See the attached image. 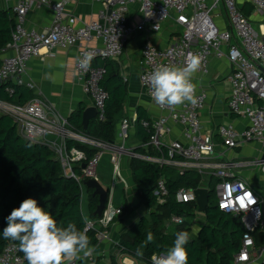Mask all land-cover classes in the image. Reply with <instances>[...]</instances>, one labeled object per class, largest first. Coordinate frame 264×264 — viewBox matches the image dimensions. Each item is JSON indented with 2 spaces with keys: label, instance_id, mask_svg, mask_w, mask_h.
Returning <instances> with one entry per match:
<instances>
[{
  "label": "built area",
  "instance_id": "obj_1",
  "mask_svg": "<svg viewBox=\"0 0 264 264\" xmlns=\"http://www.w3.org/2000/svg\"><path fill=\"white\" fill-rule=\"evenodd\" d=\"M93 1L102 6L98 19L78 28L69 17L68 8L72 0H18L11 9L14 31L11 43L4 51L0 88H5L9 95L15 93V87L34 89L33 85L24 82L23 77L35 57H39L42 51L52 55L58 50L80 47L76 74L84 85L85 94L93 100L92 107L98 111L96 120L103 122L109 94L101 86L105 71L92 66L94 60L118 61L126 45L139 33H158L171 23V41L167 47L160 48L146 41L141 51L140 83L147 96L152 100L149 76L158 65L183 66L191 55H196L201 58L197 73L208 76L211 58L226 60L231 67L228 76L231 86L229 107L247 121V126L240 131L231 123L224 124L218 128L217 135L228 150L255 142H260L264 148V0ZM247 3L253 6L252 13L258 17L257 20L242 10L241 7ZM135 7L138 9L136 14ZM41 8L53 13L52 26L44 31L29 30L28 15ZM135 15L140 16L138 24L133 23ZM88 54L92 59L84 66L82 61ZM195 95L196 104L185 103L176 107L160 106L152 100L161 116L151 122H142L143 127L154 130L150 142L145 144L136 142L128 145L135 134L137 118L122 119L115 142L108 143L75 130L69 120L47 109L36 98L25 105L0 100V113L13 120L25 140L43 143L54 151L64 174L75 179L84 189L86 181L97 180V169L105 152L112 153L115 173L126 188L128 183L120 169L124 157L176 168L181 172H196L202 177L204 172H212L211 177L216 184L213 189H207L215 196L217 207L238 219L245 231L233 264H264V201L247 180L232 173L230 163L222 160L225 154L218 150L214 134L204 132L200 117L208 95L197 89ZM173 125L182 128L180 139H169ZM70 141L87 146L96 154L88 160L84 151L76 147L69 149ZM139 149L145 153H139ZM255 165L264 172L262 161L255 162ZM76 167L81 168L82 176L76 175ZM196 190L180 188L175 199L178 203H196ZM154 196L159 205L167 202L170 191L165 178L158 181ZM124 213V206L115 207L109 201L102 217L88 222V229L97 231L98 246L111 240V226ZM184 221L173 216L166 227L169 230L183 225ZM257 234L262 240L260 247H257ZM89 258L93 260L92 256ZM80 260L71 264H80ZM0 264H27V260L17 245L9 244L0 253Z\"/></svg>",
  "mask_w": 264,
  "mask_h": 264
},
{
  "label": "trees",
  "instance_id": "obj_2",
  "mask_svg": "<svg viewBox=\"0 0 264 264\" xmlns=\"http://www.w3.org/2000/svg\"><path fill=\"white\" fill-rule=\"evenodd\" d=\"M14 31V18L11 10L0 7V68L6 47L11 43ZM114 61L96 59L92 66L105 71L101 83L108 92L109 98L105 104V121L94 120L90 123V138L113 143L116 140L118 123L126 116V99L128 97V82L114 68ZM15 93L9 95L5 88H0V100L14 104L25 105L35 98V95L25 87H15ZM85 106L80 105L72 114L69 122L77 131H83L82 120ZM135 125V138L139 143L150 142L154 130L142 126L143 121L151 122L150 117L139 110ZM84 132V131H83ZM85 134V133H84ZM69 149L76 147L87 154L90 160L96 151L75 141L68 142ZM139 153H145L143 149ZM132 178L137 187V196L150 212L149 217H142L131 230L121 235L118 253L130 256L139 263L151 264L154 254H163L170 247L178 231H192V222L197 217L196 203H178L175 194L180 188L200 189L203 187V177L196 172H181L176 168L149 163L132 158L130 161ZM76 175L82 176L80 167L75 168ZM165 178L170 196L165 204L159 205L155 195L158 181ZM213 180L208 186L210 189ZM84 188L73 178L64 174L58 157L46 145L34 144L25 140L13 120L0 113V232L6 226V217L26 198H34L39 205L49 211L58 222L65 226L73 222L78 228H87L90 247L98 246L97 231L88 229V222L98 220L93 215L99 205V199L88 191V209L90 218L84 215ZM110 192L108 191V195ZM110 197V196H109ZM126 212V207H125ZM125 215V213H124ZM123 215V216H124ZM121 216V217H123ZM173 216L183 218L184 224L167 230L166 223ZM205 224L199 229L198 236L189 240L185 246L188 252V264H233L235 255L241 248L244 228L238 219L225 214L217 207L215 196L210 192L209 207L205 213ZM170 231V232H169ZM152 233L153 240H146ZM172 233V234H171ZM257 247L262 245L261 236L257 234ZM9 244L18 242L6 240L0 234V253ZM142 246V257L136 256L137 248ZM21 255L24 254L21 252ZM103 257H95L88 264H98ZM85 262L81 261L80 264ZM112 264H117L115 257Z\"/></svg>",
  "mask_w": 264,
  "mask_h": 264
},
{
  "label": "crops",
  "instance_id": "obj_3",
  "mask_svg": "<svg viewBox=\"0 0 264 264\" xmlns=\"http://www.w3.org/2000/svg\"><path fill=\"white\" fill-rule=\"evenodd\" d=\"M17 1L0 0V7L5 10H11ZM137 10V7H135L134 14L137 13ZM101 11L102 6L93 0H72L68 8V12L70 13L69 17L74 20V25L78 28L96 21ZM251 16L256 20L258 19L253 13ZM259 19L262 18L260 17ZM139 22L140 16L135 15L133 23L138 24ZM52 24L53 13L47 8L34 9L27 18V27L29 30L44 31L49 29ZM171 26V23H167L163 26L162 31L158 33H139L126 45L121 59L112 62L114 68L119 70L120 75L128 82L129 86L125 118H137L139 110L150 117L151 120L161 116L155 103L147 96L140 83V75L142 72L141 51L146 41H150L160 48L167 47L171 41ZM93 44L96 45V43ZM79 48L58 50L52 55H47L45 51H42L39 57H35L30 62L26 74L23 77L27 85H33L34 89L29 90L35 95L36 99L41 100L47 109L55 114L58 113L62 118L67 120L71 118L72 114L80 105L83 104L86 109L93 106L92 98L85 94L84 85L76 74V58ZM230 71L231 67L228 61L211 58L210 74L208 76L200 75L197 72L195 73L193 80L196 89L198 91H204L208 95L206 107L200 116L202 125L205 133L214 134V140L218 144V150L225 154L222 160L232 165V173L247 180L264 201V172L260 167L259 170H255L257 167L255 162L261 161L264 155L262 144L255 142L236 150H228L217 135L218 128L224 124L231 123L240 131L247 126V121L232 112L229 107L231 86L228 81V76ZM118 128L119 123L116 131ZM181 132L182 128L179 125H173V132L169 139H180ZM132 139L135 143L138 142L135 135H132ZM108 153L112 156L111 152ZM129 165L130 162L124 157L120 169L123 179L129 183L128 187H131L130 192L132 193L130 195V192L127 193L128 188L125 189V193H127L126 206H124L126 207L125 215L112 224L110 229L111 240L101 246H97L92 253V257L98 254V256L103 257L109 264H112L110 261L113 257H115L117 264H125L126 260L130 261L131 264H142L130 256H120L116 248V244L119 243L121 235L131 230L142 217H145L144 215L137 218L134 217L135 211L140 207L138 204L142 205L143 203L137 196V187L134 184ZM211 174L212 172L205 176L207 177L206 180L203 179L202 188L207 189L212 180L213 182L216 181L212 179ZM102 176L103 174L97 169V179ZM84 215L87 219L90 218L88 207ZM89 257L91 255L84 257L81 253L80 263L81 261H87V259L91 261Z\"/></svg>",
  "mask_w": 264,
  "mask_h": 264
},
{
  "label": "clouds",
  "instance_id": "obj_4",
  "mask_svg": "<svg viewBox=\"0 0 264 264\" xmlns=\"http://www.w3.org/2000/svg\"><path fill=\"white\" fill-rule=\"evenodd\" d=\"M92 57L88 54L82 61L87 66ZM201 58L191 55L183 66L158 65L149 76L150 95L160 106L176 107L185 103L196 104L195 73L200 69ZM3 238L18 242L27 264H71L74 260L92 255L87 228L80 229L73 222L66 226L40 206L34 198L24 199L6 217ZM146 240H153L148 233ZM190 240L188 231L175 233L173 244L163 254H154L151 264H188L186 245ZM142 246L137 248L136 256L142 257ZM125 264H131L125 261Z\"/></svg>",
  "mask_w": 264,
  "mask_h": 264
},
{
  "label": "rangeland",
  "instance_id": "obj_5",
  "mask_svg": "<svg viewBox=\"0 0 264 264\" xmlns=\"http://www.w3.org/2000/svg\"><path fill=\"white\" fill-rule=\"evenodd\" d=\"M242 10L244 11V13L248 16L252 15V12L254 11L253 6H251L249 3H247L245 6L241 7ZM225 15V14H224ZM254 28L257 30V25L255 23H253ZM137 140V139H136ZM135 141L131 138L130 142L128 145H134ZM112 156L109 155L108 152H105L102 160L100 162L98 171H100L103 176L97 179V181L99 182V184L106 189L107 191H109L110 193V197H109V201L110 203L114 204L115 207H122V206H126V196L127 193L130 192L131 187H128L127 193H125V186L123 184V182L121 181V179L119 177H117L116 173H115V169H114V165L112 162ZM128 159V161L130 162L131 159L126 157ZM255 170H259V167L255 168ZM208 174V172H204V176L203 179L206 180L207 177H205ZM129 184V183H128ZM131 184V183H130ZM216 184V181L213 182V185L211 186L214 187V185ZM130 186V185H129ZM133 187V186H132ZM130 195H132V193L130 192ZM88 191L85 188L84 189V193H83V212L87 211V207H88ZM140 207L135 211V218L144 215L145 217H149L150 212L148 210H146L144 208V205H140L138 204ZM197 217L196 219L192 222V231L190 234V239L195 238L198 236V232L199 229L202 227L203 224H205V220H206V216L205 214H200L199 212H197ZM173 228V227H172ZM169 229V230H173V229ZM168 232V229L166 230ZM92 256V255H91ZM100 257L98 256V254L94 255L92 258L94 259V257ZM110 261V259H109ZM84 264H87L89 262V260L87 259V261H84ZM111 262V261H110Z\"/></svg>",
  "mask_w": 264,
  "mask_h": 264
},
{
  "label": "water",
  "instance_id": "obj_6",
  "mask_svg": "<svg viewBox=\"0 0 264 264\" xmlns=\"http://www.w3.org/2000/svg\"><path fill=\"white\" fill-rule=\"evenodd\" d=\"M98 111L95 107H88L83 113L82 127L85 135L89 134L90 123L97 119ZM39 145H45L43 143H37ZM264 164V155L261 159ZM85 168V165L82 166ZM87 191H93V196L99 199V205L94 213L95 218H101L103 213L106 210V207L109 203L108 191L104 189L97 180H89L84 183ZM197 196V206L198 212L200 214H205L209 207L210 191L209 189L200 188L195 191ZM170 232V231H169ZM98 264H109L107 261L102 260Z\"/></svg>",
  "mask_w": 264,
  "mask_h": 264
}]
</instances>
